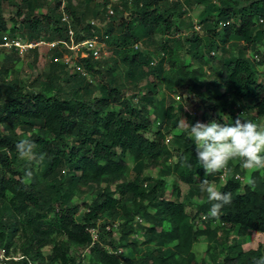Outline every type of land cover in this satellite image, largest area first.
Segmentation results:
<instances>
[{"label": "trees", "instance_id": "trees-1", "mask_svg": "<svg viewBox=\"0 0 264 264\" xmlns=\"http://www.w3.org/2000/svg\"><path fill=\"white\" fill-rule=\"evenodd\" d=\"M5 1L14 11L8 17L2 8ZM203 1L206 0H120L119 6L113 7L114 15L104 10L107 20L119 19L120 23L108 21L103 32L109 35L107 42L113 44L114 52L121 54L127 77L140 81L152 75L154 83L162 81L169 93L185 87L199 99L196 108L201 107V122H223L222 117L234 122L237 116L255 122L264 117V83L259 81L256 68L264 58V0H208L206 9H218L216 19L202 18L200 35L188 30L192 23L184 16L188 8ZM62 2L20 0L13 4L11 0H0V40L4 32L28 40H68V24L61 21ZM67 3L65 10L70 15L75 40L93 35L89 20L84 23L85 15L76 5H70V0ZM107 3L103 1V9ZM45 5V12L35 15V10ZM122 8L128 10L129 16L123 17ZM99 12L93 9L92 15L97 17ZM226 20L231 22L221 25ZM160 28L170 40L160 42L157 52L142 48L143 40ZM95 30L101 33L99 28ZM170 41L195 64L176 61ZM229 42L238 44L235 52H222L217 59L211 54ZM259 46L263 52L257 49ZM250 49L260 58L249 57ZM9 52L3 62L18 59L15 51ZM25 54L35 56L36 47ZM55 55L60 52L55 51ZM78 61L90 74L100 73V60L79 57ZM53 63L64 76L46 77L43 81L38 75L29 88L18 79L0 85V251H17V237L23 256L9 264H80V252L85 249L92 264H206L193 251L200 237L210 248L212 243L218 244L224 227L236 229L238 236L248 231L264 233V168L249 172L248 179L255 180V190L247 186L248 180L234 179L236 174L244 177L248 170L241 167L239 158L229 161L225 180L220 179L222 171L206 175L197 162L195 144L188 138L190 131L180 126L182 104L161 105L156 112L161 123L154 128L148 107L153 104L155 88L148 87L141 102L136 95L126 98L117 78H111L97 96L91 93V84L85 77ZM209 74H214L215 79H205ZM59 83H64L62 88ZM51 85L55 91L48 94ZM248 109L253 111V117L238 112L248 113ZM170 122L179 130V134L171 131V145L165 141L171 130L165 126ZM18 126L36 133L30 138L36 144L37 159L31 163L21 159L16 150V143L24 139L15 132ZM181 155L188 158L190 168L178 162ZM128 157L134 163V175L124 180L129 171ZM151 167L159 168L157 177L149 174ZM60 168L66 169L63 177L58 172ZM26 169L32 171L31 179H26ZM171 175L174 180L167 191L166 179ZM203 179L217 184L220 191L232 193V203L224 206L219 218L208 215L211 205L207 192L200 188ZM102 183L89 202L71 201L76 188L94 189ZM179 184L187 185L185 193ZM200 195L195 202L194 197ZM202 215L205 220H201ZM136 216L142 217V224H133ZM115 221L118 239L106 229ZM90 228L97 230L96 239ZM138 229L141 235L134 237ZM46 246L50 251L44 255ZM107 246L129 247L131 255L115 254ZM220 248L221 260L214 259L211 264H254V259L264 254L263 245L246 249L235 238Z\"/></svg>", "mask_w": 264, "mask_h": 264}, {"label": "rangeland", "instance_id": "rangeland-1", "mask_svg": "<svg viewBox=\"0 0 264 264\" xmlns=\"http://www.w3.org/2000/svg\"><path fill=\"white\" fill-rule=\"evenodd\" d=\"M20 0H11L13 4H17ZM49 2L51 0H48ZM63 1L62 4H65V6H68V0H61ZM104 0H91V1H86V0H70V5L77 6V9L79 12L83 13L85 15L84 17V23L87 22L88 20H96L98 27L101 32L103 31V28H105L107 22L111 21L113 25H117L120 23L119 19H115L112 21V19L107 20L106 13H104V10H108L109 8L113 9L114 6H119L120 0H107V4L105 5L106 7L103 9L101 4L103 3ZM225 2H228L227 0H224ZM10 2L5 1L3 3V13L4 16L8 17L13 14V9H11V6L9 5ZM208 0L203 1V3H197L194 4L191 8H188L187 14L184 16L185 21H189L192 23V27H190L188 30L195 31L198 34H203V29L200 25V20L202 18H208L212 21H215V13L217 12L218 9L214 10H208L205 7L207 5ZM45 7H39L35 10V15H40L41 13H44L46 10ZM15 9V8H14ZM93 9L99 10V15L95 17L92 15ZM61 10V8H60ZM120 11L123 14V17L129 16L128 10L125 9H120ZM215 11V12H214ZM115 13V12H114ZM114 13L112 15H114ZM102 15V16H101ZM101 16V17H100ZM118 18V17H117ZM115 34H112V38H114ZM164 40H170L169 36L165 34V32L160 28L151 38H146L143 40V46L145 49H148L150 51L157 52V46L160 42ZM218 42V41H217ZM171 46L174 48V54L173 58L176 61H184V62H189V63H194L195 62L191 59L189 55H186L181 47L176 46L175 44L172 43V41L169 42ZM219 43V42H218ZM221 44V43H219ZM141 46L140 42L137 43V46ZM232 42H229L227 44L222 45V47L218 50H216V53L214 57L217 59L220 55H222V52L225 54H231V52L236 51V47ZM138 46V47H139ZM133 48H137L136 45L133 46ZM224 48V49H222ZM257 49L260 52H263L262 47H257ZM224 50V51H222ZM10 53L9 51L6 50H0V85L2 84L3 81H8L12 79H18L20 80V83L24 84L27 88L31 87V82L34 80L36 76H40L41 80H45L46 77H51L54 78L57 75H63V73L59 70V68H54V63L52 61V56L53 52L49 51L44 44L36 46V55L35 56H30L28 54H23L22 56H19L18 59L14 62H3L4 60V55ZM62 53L69 54L70 52L67 50V48H64L62 50ZM255 52L250 49L247 52V55L249 57L255 56ZM256 58H260L259 54L257 53ZM32 60V63L30 61ZM169 60V58L167 57ZM34 61V62H33ZM167 61V60H166ZM61 64V63H59ZM62 65V64H61ZM3 68H2V67ZM64 66V65H63ZM166 66V63H165ZM100 73H91L90 77L93 80L91 85L89 86V89L91 90V93L94 95H100L102 92L101 86L102 85H107L109 80L111 78H117L118 80V85L122 88L124 95L126 98H129L131 96H139V101L143 100L141 102H144V96L147 88H155V94L153 96V104L148 107V117L150 118V121L152 122V125L154 128H157V126L160 125L161 123V118L158 117L156 112H159L160 106H170L174 105L176 107L177 104H182L183 105V114L184 116L181 119L180 126L185 125V120L189 124H194L196 121H200V112H201V107H197L198 104V97H196L194 94L190 93L185 87L179 88L177 91L173 93H169L166 88L163 85L162 81H158L157 83H154L155 78L152 75H149L147 78H144L140 81H135L129 77H127V66L126 64L122 61L121 54H116L114 52V46L110 42L109 48H106L104 51V54L102 58L100 59ZM112 68V69H111ZM258 72L260 73V78L259 81L264 83V58H263V64L260 66L256 67ZM67 72L70 73L69 69ZM64 76V75H63ZM211 78L215 79L214 74H209L205 79ZM64 83H59V86L61 88L63 87ZM86 85V84H85ZM55 91V86L51 85L50 89L47 90L48 94H52V92ZM219 92H221V89H218ZM217 91V92H218ZM81 93H83L81 91ZM86 96H89L90 94L84 93ZM139 101H133L135 104H139ZM112 107L118 108V105H112ZM208 113H210V108L207 110ZM239 113L245 114L246 117H253L254 113L252 110L248 109V113H244V110H239ZM206 119H209L206 118ZM209 121V120H207ZM206 121V122H207ZM255 122H258L261 124V126H264V117L257 118ZM168 126L170 127V133H168L166 136L174 135V133L179 134V130L174 128L173 122H170L165 126L167 129ZM2 130V128H0ZM174 130V131H173ZM173 131V132H171ZM15 132L19 135H21L23 138L33 137L36 135L35 131L32 129H26L21 126H18L15 128ZM168 144L171 145V139L168 141ZM20 156V155H19ZM21 158V157H20ZM28 163H31V161L21 158ZM128 163H129V171L126 173V176L123 178L124 180L130 179L134 175V163L132 162L131 158H127ZM35 170V168H34ZM66 169L60 168L59 169V174L60 176H65ZM252 169H248L245 176L240 178L243 179V182L248 180V175L249 172ZM262 172V170H260ZM148 172L151 176L157 177L159 168L158 167H151L148 169ZM174 178L173 175L168 176L166 181H167V186L168 189L167 191L170 190L171 183L173 182ZM219 184V183H218ZM104 183L100 184L94 189H91L88 186H80L76 188L70 195L71 201L73 203H82V202H89L97 193V191L100 189L101 186H103ZM180 189L182 193H185L187 191V185L186 184H179ZM214 185L216 188H218L217 184H211ZM205 192V191H204ZM169 192H167V196H169ZM201 195L198 197H194L195 202L200 199ZM194 207V206H193ZM187 210L190 211L191 207H187ZM141 231L138 229V232L134 237L137 235H141ZM228 232V233H227ZM228 238V239H227ZM238 239L242 243V247L249 249V248H256L260 244L264 246V233L261 232H250L248 231L245 235L243 236H238L236 234V229L229 230L228 227H224L223 230H221L218 238V244L212 243L211 247H207V242L204 237H200L198 242H196L193 246V251L196 254V257L198 260L204 259L206 261V264H211V262L215 259V261L221 260L223 256V252L221 251L220 246L226 245L227 243H230L233 241V239ZM15 241V246L17 248V251L11 252L13 256L19 257L21 256V251H20V244L21 241L17 239V237L14 239ZM50 251V246H46L43 248V254L47 255ZM125 251V256L129 257L131 255V250L129 247H124ZM80 252V251H79ZM82 256V260L80 261V264H92L90 261V257L88 255V249L81 250L80 252ZM136 256V254H134ZM138 255V254H137ZM49 264V263H46Z\"/></svg>", "mask_w": 264, "mask_h": 264}, {"label": "clouds", "instance_id": "clouds-1", "mask_svg": "<svg viewBox=\"0 0 264 264\" xmlns=\"http://www.w3.org/2000/svg\"><path fill=\"white\" fill-rule=\"evenodd\" d=\"M222 120L223 122L211 120L207 123L196 121L194 124L185 120V128L190 131L188 138L195 144L197 162L203 167L204 173L212 175L225 170L229 161L234 158L240 159L244 169L264 168V126L251 119L242 120L240 116L234 122L226 121L224 117ZM15 147L21 158L29 161L37 159L34 151L36 144L30 135L18 141ZM178 162L191 167L188 158L182 155ZM32 175V171L25 170L26 179H31ZM234 179L243 180L239 175H235ZM247 186L255 190V180L250 177ZM200 188L208 194L207 199L211 205L208 215L219 218L224 206L232 203V193L218 190L207 179L200 181ZM254 264H264V254L255 258Z\"/></svg>", "mask_w": 264, "mask_h": 264}, {"label": "built area", "instance_id": "built-area-1", "mask_svg": "<svg viewBox=\"0 0 264 264\" xmlns=\"http://www.w3.org/2000/svg\"><path fill=\"white\" fill-rule=\"evenodd\" d=\"M212 3H218L219 0H211ZM61 21L68 24L67 27V38L68 40H46L44 38H39L37 40H28L25 39L19 35H12L9 32H4L1 36L0 40V50H6V51H15L17 55L22 56L25 54L29 49L35 48L38 45L44 44L46 48L53 52L52 61L56 63H61L64 65L66 70L69 69L70 73H76L82 77H85L86 80L89 83H92L93 80L90 77V73L84 68V66L79 63L78 58L79 57H89L92 60H100L104 54V51L106 48H109V44L107 42L109 35L105 32H101L100 34L96 33L95 28L98 27L96 20H89L88 23L91 27V32L93 35L86 36L82 38L81 40H75V31L74 29L69 25L70 23V15L65 10V4L61 5ZM109 14H113L114 10L109 8L108 9ZM260 22L262 19L259 20ZM231 21L226 20L225 22H222L221 25H227ZM64 48H67V50L70 52L69 54L62 53V50ZM55 51L60 52V55H55ZM211 54H215V51H212ZM160 56H165V54L162 52ZM257 57L256 55L254 58ZM150 64H154V60L150 61ZM171 135L166 136V143L170 141ZM227 174V169L222 170V173L220 174L221 181L225 180ZM239 175V174H236ZM201 220H205V215L201 216ZM137 223L142 224L143 219L141 216H136L134 219L133 224L136 225ZM197 223H200V220H197ZM107 230H111L112 237L115 239L119 238V229H118V221L113 222L111 225L106 226ZM89 232L92 234L93 239L97 238V230L95 228H90ZM107 249L109 251H112L115 254L118 255H124L125 251L124 248L118 247L116 249L110 248L107 246ZM23 256H13L10 254H5L4 250L2 249L0 251V264H9L8 262L10 260H19ZM30 264H38L35 261H29ZM40 264H46V263H40Z\"/></svg>", "mask_w": 264, "mask_h": 264}]
</instances>
